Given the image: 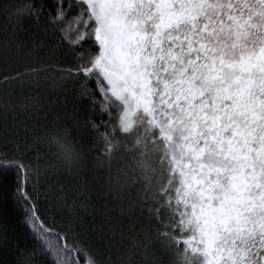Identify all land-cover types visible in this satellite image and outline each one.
<instances>
[{"label":"snow or ice","instance_id":"snow-or-ice-1","mask_svg":"<svg viewBox=\"0 0 264 264\" xmlns=\"http://www.w3.org/2000/svg\"><path fill=\"white\" fill-rule=\"evenodd\" d=\"M0 13L35 47L71 58L37 59L5 83L56 72L68 118L97 156L114 131L137 121L152 130L160 180L138 211L159 241L193 264H264V0H0ZM21 112L39 124V97L0 105V264H98L85 241L37 227L43 193L21 158ZM92 196L110 193L76 187L64 199ZM17 208L32 236L23 246ZM112 223L109 213L93 227Z\"/></svg>","mask_w":264,"mask_h":264},{"label":"trees","instance_id":"trees-1","mask_svg":"<svg viewBox=\"0 0 264 264\" xmlns=\"http://www.w3.org/2000/svg\"><path fill=\"white\" fill-rule=\"evenodd\" d=\"M48 47L54 45L35 47L19 35L14 20L0 13V105L6 98H10L13 105L26 96H38L40 100L39 124L31 115L25 120L21 112L18 124L21 130L16 137L22 149L21 158L33 162L38 173L37 186L43 193L38 197L40 221L37 227L56 225V231L64 229L78 237L77 242L85 241L95 251L98 264H193L186 250L159 241L152 231L153 226L142 220L138 211L147 188L157 186L160 180L157 179L158 165L150 163L148 166L150 157H157L158 152L141 153L133 146L134 137L120 129L113 133L109 154L97 156L68 118L70 95L66 99L64 94L68 85L58 87L52 83L53 79H58L56 72L5 83L6 75L15 76L16 70L23 71L37 59L52 58L51 62L57 66L71 62V58L59 52H48ZM24 123L29 127L28 133L23 131ZM53 135L60 138L59 144L51 142ZM3 146L4 136L0 132V148ZM60 185L65 189L63 194L58 190ZM76 187H85L89 193L103 189V194L110 193V198L77 199L73 207L70 197H64ZM85 203L86 207L82 208ZM109 213L113 223L104 231H97L93 225ZM11 216L23 246L31 240V231L24 225L21 209L12 211Z\"/></svg>","mask_w":264,"mask_h":264},{"label":"rangeland","instance_id":"rangeland-1","mask_svg":"<svg viewBox=\"0 0 264 264\" xmlns=\"http://www.w3.org/2000/svg\"><path fill=\"white\" fill-rule=\"evenodd\" d=\"M122 130H123V132H125L127 134H131L134 137L133 146L136 149H139L141 153L144 152L145 155H146L147 154L146 152L149 151V155H150V153L154 154V152H157V149L154 147L152 136H151V131L152 130L150 128L146 127V126L141 127L140 121H137L136 123H134L128 129H126V130L122 129ZM140 147H143V148L140 149ZM145 155H143V156H145ZM148 160H149V158H148ZM150 163H151L152 166L153 165H157V157H155V158H151L150 157L149 165H148V163H147V165L150 166ZM157 179H160V175L159 174H158V178Z\"/></svg>","mask_w":264,"mask_h":264}]
</instances>
